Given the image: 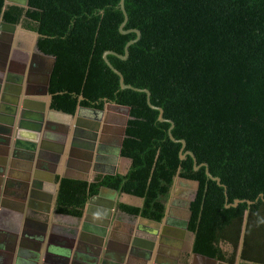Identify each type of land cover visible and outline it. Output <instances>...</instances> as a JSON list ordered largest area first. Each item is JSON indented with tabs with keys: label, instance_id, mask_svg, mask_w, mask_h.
<instances>
[{
	"label": "trees",
	"instance_id": "1",
	"mask_svg": "<svg viewBox=\"0 0 264 264\" xmlns=\"http://www.w3.org/2000/svg\"><path fill=\"white\" fill-rule=\"evenodd\" d=\"M119 0H28L4 7L0 19L39 34L36 48L54 57L48 93L51 109L73 115L78 106L129 108L121 156L125 175L92 182L59 177L55 211L80 218L88 200L107 187L144 199L120 212L161 221L174 179L196 181L189 231L195 253L234 264L248 209L240 264H264V0H125L127 23L140 39L121 60L108 55L124 82L150 92V102L173 122L172 136L186 143L197 165L225 186L181 160L170 124L158 120L146 94L121 89L103 60L124 54L135 33L121 34ZM227 198V202H226ZM235 200L239 203L225 208ZM229 247L231 250L229 251Z\"/></svg>",
	"mask_w": 264,
	"mask_h": 264
},
{
	"label": "crops",
	"instance_id": "2",
	"mask_svg": "<svg viewBox=\"0 0 264 264\" xmlns=\"http://www.w3.org/2000/svg\"><path fill=\"white\" fill-rule=\"evenodd\" d=\"M11 33L7 30L2 33L0 58L6 54ZM23 34L29 33L22 30L14 31L13 45L10 46L11 52L4 56L7 57V61L3 64L0 60V80L3 82L0 84V99L2 101L14 97L13 91L16 85L14 81L17 78L22 79L19 92L21 97L29 101L33 99L32 97H39L36 93L29 94L30 92L27 91L28 83L26 81L32 54L30 45L28 46L29 42L27 43L26 40L25 43L23 40ZM24 98L20 100L19 110L22 100H25ZM80 119V122H86V125L92 124L94 121L90 115ZM69 124L62 120L60 126L63 128L65 125L68 128ZM98 124L100 125V136L106 140L104 144L114 146L121 127L118 123L114 125V121L112 122L106 114L103 115ZM60 126L61 132L63 129ZM74 127V123H71L70 130L73 131ZM46 131L48 134L46 129L43 132ZM59 134L61 133L57 135ZM50 141L52 142L53 139ZM36 142L38 149H40V144L43 141ZM12 145L6 153L3 152L5 150L0 151V161L3 160L6 163L5 172L0 176L3 179L0 187L1 192L7 191V195L2 194L0 196V264H93L96 257L99 258V264L101 263L100 260L103 261V264H159L156 262L157 259L164 262L161 264H171L172 262L173 264L174 262H178V264H203L202 261L192 258L189 253L190 238L181 228V223L186 215V205L181 204L184 202L183 198H179L181 192L178 195L175 192H177L178 187L188 186V184L180 183L171 188L167 201L168 224L157 228L154 224L144 220L137 218L130 220L116 208L110 209V217L106 220L107 225L103 227L101 223L104 220L102 213L104 210L107 211L108 204H119L116 202V197L109 192H104L101 194V199L89 206L88 214L85 216L82 214L80 218L58 214L56 211H52V207L50 212H47L43 209L47 206L48 209L50 208L48 196H53L54 188H52L51 183L47 185L45 182L48 171L42 169L39 164L51 161L45 159L43 157L45 155L37 151L38 154L33 160L25 154L17 157L14 152L12 153ZM114 159L115 162H109L108 165L114 167L118 174H125L129 168L130 160L115 158V156ZM20 163H23L24 166H19ZM62 167L63 170L60 173L65 172L72 176L83 177L88 175L80 172L72 165L70 166L72 168H67L65 165ZM32 177L42 179L45 185L40 192L42 196L40 195V200L37 203L40 209H35V212L37 210L41 214L48 215V217L39 215L37 212L36 215L32 214L29 195ZM57 177H59L58 174H56L55 182ZM139 227L145 228V231ZM100 228L103 230L104 237H102V245L98 246L99 248L97 247L96 250V245H98L95 242L98 240L96 239V232H101ZM148 228L158 230L156 237L154 236L156 238L154 240L155 249L149 258L150 260L146 259L147 250L144 246L132 245L135 238L142 241L147 240L142 236L147 235ZM176 258L177 262L175 261Z\"/></svg>",
	"mask_w": 264,
	"mask_h": 264
},
{
	"label": "water",
	"instance_id": "3",
	"mask_svg": "<svg viewBox=\"0 0 264 264\" xmlns=\"http://www.w3.org/2000/svg\"><path fill=\"white\" fill-rule=\"evenodd\" d=\"M124 1L125 0H119V8L123 14V22L119 27V32L123 35L128 34V33H135L136 34V38L133 40H130L129 42L126 43V45L124 46V54L120 55L118 53L112 52V51H107L103 54V60L104 62L107 64V66L109 67V69L115 73L118 77H119V85L121 89H129L135 92H142L146 94V100H147V104L148 106L153 109V110H157L159 112L158 115V120L160 122H167L170 124V127L168 129V135L169 138L171 139V141L176 142V143H180L182 145L180 151H179V158L181 160H183L186 155L190 156L193 159V168L195 171H197L200 167L204 166L205 169V173L206 176L211 179L212 181L216 182V184L218 186L223 187L224 189L225 186L221 183V180L218 177H214L212 176L207 168L206 164H200L197 165V161L196 158L194 157V155L190 152V151H186L183 153V149L186 146V143L184 140H176L172 134H171V130L174 126L173 122L170 120H167L163 117V110L157 106H154L151 104L150 102V92L147 89H138L136 87H133L131 85H128L124 82V78L122 76V74L115 69L110 62L107 59L108 55H112L115 56L121 60H126L129 56V51L128 48L133 45L134 43H136L139 39H140V32L138 30L135 29H131L128 31H124L123 28L125 26V24L127 23V13L125 11V7H124ZM10 5H16L19 7H24L27 8L28 7V0H4V7L10 6ZM10 31L12 32L11 35H9V45H8V49L6 50V54L4 56H6L7 54H10V46L13 45V34L14 31L17 30H22V31H26L29 34H32L33 37L35 38V49H36V54H33L34 60L36 59H40L41 62H43V60L48 62V67L45 70L44 74H43V85H42V89H41V93L43 95H45V97L47 98V102L45 103V106H41L40 110L44 111V115L43 116H36L35 114H31L30 111L27 107L30 108L29 103L30 101L27 100L24 97H21L20 92V86H21V81L22 79L19 78L18 80H15L14 82L16 83V85L14 86L15 89L13 91L14 97L12 96L11 98L8 99H0V144L3 145H7L6 143V138H4V136H8L10 134V131L12 128H10L9 126H14L15 124L14 121H18V124L15 125L16 128H20V129H25L28 128L30 129L29 132H31L32 130H36L37 132H39V134L42 135L43 139L45 140V142L41 143L40 145V149H38L37 146V142L35 143V140H31L32 138L29 136H25L26 140V146H29V148L32 151H37L40 154H43L45 156H43L45 159H47L48 161H51L53 163H51L49 166V169H47L45 167L46 164H43L44 166L41 167L42 169H47L48 171V176L45 179V182H47V185H50L52 188H54L53 190V196L48 198V203L50 202V208L45 210L47 212H50L51 207H52V211H55V202H56V196H57V192H58V188H59V181L55 182V177L56 174H58L59 179L62 178H67V179H74V180H82V181H87V182H92L96 176L98 175H115L117 172L114 169V167L109 166V162H111V160L114 159L113 156H115L116 158H124L121 156V149H122V144H123V139L125 136V128L127 125V119L129 116V108L128 107H121L118 106L116 104H111V103H106L104 106L103 110H96V109H92V108H84L82 106H78L76 108V111L73 115L71 114H67L58 110H54L51 109L50 104H51V98L52 96L48 93V87H49V81H50V76L52 73V69L55 63V58L52 56H48V55H44L42 53H40L38 51V49L36 48V41L37 38L39 37L38 33L35 32H31L28 30L23 29L20 24L18 25H14V24H9L6 23L4 21H2V19H0V38L2 37V33L3 31ZM1 56V55H0ZM2 56V58H0V60H2V63L4 64L5 61H7V57ZM33 64H30V67H32ZM35 76V77H34ZM38 75L33 74L32 76V80L30 81V79H27V83L30 84V82H35L36 79H38ZM35 83H38L37 80ZM20 84V85H18ZM37 94V93H36ZM38 95V94H37ZM24 98L25 100H22L21 103V109L19 110V104H20V100ZM114 106V107H121L124 108L126 110V118L123 121V127H121V129L119 130V137L117 138L114 146H110V145H106V147L108 148L107 151L103 150L105 148L104 145V141L102 137L100 136V132H99V122L102 119L103 115L105 114V109H108V106ZM45 111L50 114L53 115L56 118H53L55 121H57L58 125L60 126L62 123V120H64L65 122L68 123H74V137L71 139L70 138V124L68 125V128L63 125L64 127L62 128L60 126V128H62L63 130L61 131V134L55 136V133L53 132H49L47 134L45 131L46 128H44V123H45ZM92 116L94 123L92 126L86 125L84 122H80V118L83 116ZM12 116V118L10 117ZM18 118V119H17ZM50 118V117H49ZM13 119V123L10 121ZM22 119V120H21ZM25 119H31L32 121H29L27 124L24 122ZM42 121H43V125H42ZM41 122V125H40ZM57 126V127H59ZM3 127H5V129L7 127H9V130L7 132L3 131ZM49 128V127H48ZM48 130V129H47ZM18 131H20L18 129ZM26 134V133H25ZM58 134V132H57ZM50 138L53 139V141H50ZM8 142V141H7ZM72 146V148L70 147ZM15 147H21L23 148V146L21 145V140L18 139L16 141ZM3 150V149H1ZM0 150V151H1ZM110 150V151H109ZM50 152L52 154H54V161L50 160L49 156H46L47 152ZM15 153V152H14ZM39 154V155H40ZM75 154L76 157L79 158L76 159L77 161L72 162L71 160V155ZM15 156L19 157V151H17L15 154ZM105 155V156H104ZM113 159H111L112 157ZM32 158V157H30ZM84 158L85 161H82L80 159ZM115 160V159H114ZM129 160V159H128ZM50 163V162H49ZM0 164L2 166H6V163L2 160L0 161ZM62 165H65L67 167L69 166H74L75 168H77L80 172H84L87 175V177H83V176H72L70 174H67L65 172H61L63 170ZM5 170V169H4ZM127 173V172H126ZM125 173V174H126ZM3 171H0V176H2ZM120 174V173H119ZM122 174V175H125ZM30 181V179H29ZM3 183V179L0 178V186ZM180 183H185L188 184L189 187H191L195 193H197L198 189H199V183L196 181H192V180H187L184 178H181L178 174L176 175L172 188L175 187L177 184ZM45 187V185L42 182V179H38L36 177H32L31 178V185H30V197H34V196H38V192L40 193L41 190H43V188ZM104 192H109L111 193L114 197H116L117 201L120 204H125L128 206H132V207H142L143 204V198L138 197V196H134V195H130L127 193H118L116 190L114 189H110L107 187H102L100 188L98 194L92 196L87 204L85 205L84 211H83V216H85L86 214H88V208L91 204H93L96 200L101 199V194H103ZM171 192V191H170ZM41 195V194H40ZM121 197H123L124 199L121 200ZM226 202H227V198H226ZM190 203L191 200H188L186 202V215L184 218V221L181 223V228L182 231H184L186 234H188L189 238H190V254L192 255V258H195L197 260H200L203 262V264H228L222 261H218L216 259L195 253L193 251V244H194V240H195V234L191 231H189L188 229V222L190 220V216H191V212H190ZM239 203H246L248 206H250L252 204V202L247 201V200H235L234 203L232 204H226L225 208H229V207H237ZM52 205V206H51ZM116 207V203H110L107 205V212L106 213H102V217L104 220L101 221L102 226L104 227V225H107V218L110 217V212H109V208L114 209ZM104 214V215H103ZM248 214H249V210L247 209L245 211L244 214V220L242 223V228H241V235H240V239H239V245H238V251H237V255H236V259H235V263L234 264H240L242 259H241V253H242V249H243V245H244V238H245V232H246V225H247V218H248ZM36 215V214H35ZM40 215H44L41 214ZM168 204L165 207V211H164V216L161 219V221L157 222V221H153L147 218H144L142 216H136L137 219L140 220H144L148 223L154 224L155 227H160L161 225L164 224H168ZM44 217H48L47 215H44ZM47 221V220H46ZM101 229V228H100ZM139 229H141L142 231H145V228L143 227H139ZM156 231H158L157 229H151L148 228L147 230V235H141L143 238L147 239L145 241L142 240H138V239H134L132 242V245H140V246H144V248H146V259L150 260V256L152 255L154 249H155V242L154 240L156 238H154V236L156 237L157 233ZM102 232V233H101ZM101 232H96V239H98L97 241L95 240V242L98 244L96 245V250L98 246L102 245V237H104V233L103 230L101 229ZM138 235V234H137ZM151 239V240H150ZM99 248V247H98ZM157 259V257H156ZM101 263L103 264V261L100 260ZM157 263L161 264L164 263L162 261H159L158 259L156 260ZM125 263V260H124ZM93 264H99V258L96 257L93 261Z\"/></svg>",
	"mask_w": 264,
	"mask_h": 264
},
{
	"label": "flooded vegetation",
	"instance_id": "4",
	"mask_svg": "<svg viewBox=\"0 0 264 264\" xmlns=\"http://www.w3.org/2000/svg\"><path fill=\"white\" fill-rule=\"evenodd\" d=\"M29 41V40H28ZM28 41H27V43H28ZM25 43H26V41H25ZM31 54H32V60H31V64H33V66L32 67H30V70H29V73H28V76H27V79H30V81L32 80V76H33V74H36V75H38V79H36L37 80V82L38 83H35L36 82V80H35V82H30V84H27V91H29L30 93L29 94H35V93H37L38 95H39V97L38 98H35V97H32L33 99L32 100H30V103H29V106H30V108L29 107H27L29 110H27V111H30V113L31 114H35L36 116H43L44 115V111L43 110H40V107L41 106H45V103L47 102L46 100H47V98L45 97V95H43L42 93H41V89H42V85H43V82H42V79H43V74H44V72H45V70L47 69V67H48V62L47 61H45V60H43V62H41V60L40 59H36V60H34V57H33V54H36V52L35 53H32L31 52ZM23 66H25V65H23ZM24 68V67H23ZM25 69V68H24ZM35 77V76H34ZM19 78H17V79H15V80H18ZM2 82V80H0V84H2L1 83ZM0 89H1V85H0ZM11 118H12V116H10ZM50 117V118H49ZM45 123H44V126H45V128H46V130L48 129V132H53V133H55V136H57V132L58 133H61L60 132V130H59V127H57V126H59L56 122L57 121H55L53 118H56V117H54L53 115H50V114H48L46 111H45ZM18 119V118H17ZM22 120V119H21ZM12 123H13V119L12 120H10ZM29 121H32L31 119H25L24 120V122L27 124ZM93 123H94V121H92V124H89V126L90 125H93ZM119 124H122V122H118ZM13 124H15V125H17L18 124V121L16 120V121H14V123ZM9 126L10 128H12L11 129V131H10V134L8 135V136H4V138H6V143H7V145L5 146V145H3V144H0V150L1 149H3V150H5V151H3V150H1V151H3V152H7V151H9V149H10V147H11V145L13 146V148H12V153L13 152H17V151H19V155H22V154H25V155H27L28 157H29V159H30V156L32 157V160L35 158V155L36 154H38L36 151H32L30 148H29V146H26V140L27 139H25V136H30L32 139L31 140H35V143H36V141H38V142H40V141H43V142H45V140L43 139V137H40L41 136V134H39V132H37L36 130H32L31 132H29L30 131V129H28V128H25V129H20V128H18L20 131H18V129L16 128V126ZM40 125H41V122H40ZM42 125H43V121H42ZM9 127H7L6 129H5V127H3V131H5V132H7L8 130H9ZM49 127V128H48ZM26 133V134H25ZM70 138L72 139L73 137H74V131H71L70 130ZM18 139H20L21 140V145L23 146V148H21V147H18V148H16L15 147V144H16V141L18 140ZM51 139V138H50ZM8 141V142H7ZM13 141H14V143H13ZM42 142V143H43ZM41 145V144H40ZM105 145V144H104ZM71 148H72V146H70ZM107 147H106V145H105V148L103 149V150H101V151H103L104 152V150H106L107 151ZM14 153V154H15ZM46 155H50L49 156V158H50V160H52V161H54L55 159H54V154H52V153H50L49 151L46 153ZM105 156V155H104ZM112 157V156H111ZM114 157V156H113ZM113 157L111 158V159H113ZM76 159H78L79 160V158L78 157H76V155L75 154H73V155H71V160H72V162H74ZM80 160H82V161H85V159L84 158H82V159H80ZM111 162L112 163H114L115 162V160L113 159V160H111ZM51 163H53V162H50V163H48V164H46L45 165V167L47 168V169H49V165L51 164ZM110 164V163H109ZM38 165V164H37ZM14 166V165H13ZM19 166H24V164L23 163H20L19 164ZM39 166L40 167H43L44 165H43V163H40L39 164ZM66 167V166H65ZM68 168V167H67ZM69 168H72V167H70L69 166ZM4 169H6V166H5V168H4V166H0V171H3V172H5V170ZM189 186V185H188ZM7 195V191H4V192H1V187H0V196L1 195ZM38 196L36 195V196H34V197H30V202H31V206H32V214H35L36 212L37 213H39L37 210H36V212H35V209H40V206H37V203H38V201L40 200V194L41 193H39L38 192ZM194 195H195V192H193V194H192V198L194 197ZM42 196V195H41ZM49 198L51 197V196H48ZM192 198L190 199V200H192ZM36 201V202H35ZM29 202V203H30ZM36 203V204H35ZM50 203V202H49ZM186 205V204H185ZM165 207H166V205H165ZM34 208V209H33ZM117 208V204H116V207L114 208V209H116ZM48 209V206H47V208H44L43 210H47ZM110 209L111 208H109V212H110ZM118 210V209H117ZM119 211V210H118ZM104 212H105V210H104ZM107 212V211H106ZM105 212V213H106ZM123 215H125L128 219H130V220H132V219H136L137 217L136 216H132V215H129V214H127V213H123V212H121ZM39 215H40V213H39ZM48 216V215H47ZM130 232H132V230H130ZM226 248H228V250L230 251L231 249L229 248V247H226ZM175 261L177 262V258L175 259ZM235 263V262H234ZM171 264H173V262L171 263ZM174 264H178V262L177 263H175L174 262Z\"/></svg>",
	"mask_w": 264,
	"mask_h": 264
},
{
	"label": "rangeland",
	"instance_id": "5",
	"mask_svg": "<svg viewBox=\"0 0 264 264\" xmlns=\"http://www.w3.org/2000/svg\"><path fill=\"white\" fill-rule=\"evenodd\" d=\"M23 40L24 41L29 40L28 46L30 45L29 47L32 53L37 52L35 49V38L33 37L32 34L31 35L23 34ZM105 114L111 119L112 122L114 121V125H116V123H118L119 121L123 123L124 119L126 118V110L124 108L114 107L112 105L108 106V109H105ZM118 125L120 127H123V124L118 123ZM179 192L181 193L179 194L180 197L179 196L178 197L184 199V202L181 204L185 205V203L192 198V194L194 190L191 187L184 185V187L183 186L178 187L177 192H175L177 193L176 195H178ZM122 200H123V197H122ZM167 201H168V197L165 201V205L167 204ZM143 202H144V199H143Z\"/></svg>",
	"mask_w": 264,
	"mask_h": 264
}]
</instances>
